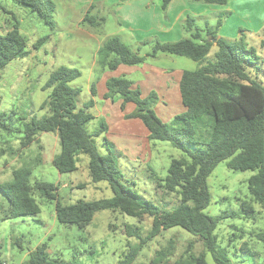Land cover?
<instances>
[{
  "label": "trees",
  "instance_id": "1",
  "mask_svg": "<svg viewBox=\"0 0 264 264\" xmlns=\"http://www.w3.org/2000/svg\"><path fill=\"white\" fill-rule=\"evenodd\" d=\"M36 14L50 29L55 28L53 14L55 4L52 0H11ZM165 9L171 0H159ZM205 4H224V0H194ZM0 9L4 10L0 5ZM104 21L88 12L83 23L97 27ZM185 29L189 38L176 43L156 42L148 58L158 53L184 57L197 63L194 71H184L179 81V96L182 112L176 114L169 123L161 121L152 104L158 100L155 93L142 98L138 88H133L130 80L110 78L105 83L107 90L103 99L118 96L122 100L121 109L128 103L134 111L126 119L138 120L147 131L149 142H166L182 152L183 157L172 159L166 175L158 181L157 187L178 197L177 205L171 210H161L153 201L144 198L134 187V183L124 180L118 168L117 158L105 146L108 155H101L93 137L106 131L101 124L100 130L90 134L85 125L92 119L88 109L94 104L90 100L78 109L76 100L78 88L70 83L80 77L76 68L59 67L52 71L43 87L49 90L47 100L40 109L47 108L48 116L22 121L20 129L11 125L10 117L0 114V130L5 133L22 134L20 147L32 145L42 133L56 134L60 151L51 164L59 174L77 170V158H88L87 170L92 184L105 183L111 197L96 201L78 200L74 204L63 205L58 197V188L53 184L33 180L31 164L23 165L11 172V180L0 184V192L6 205L0 206V223L17 218L37 216L40 206L35 195L46 202H54L55 217L60 225L84 229L98 212H119L124 216L141 221L144 217L152 220L151 230L142 238L137 227L125 225L124 232L129 238L139 240L138 246H128V250L116 264H134L138 252L144 244L162 231L179 228L196 237L210 254L214 264H233L227 252L217 244L215 231L219 221L228 217L242 216L253 220L256 212L252 203L264 207V84L257 79L260 72V57L253 47L239 41L231 42L217 37L221 21L217 20L215 29H207L202 37L194 20L186 18ZM49 36L39 38L33 45L34 50L48 40ZM214 48L212 57H208ZM27 41L15 20L12 28L0 33V71L8 64L27 55ZM97 65L101 70L115 71L120 65L138 66L145 60L125 45L119 38L106 40L97 51ZM249 70V72H248ZM255 72V76L252 75ZM91 96H96L95 84L90 87ZM226 162L234 172H254L247 180L250 202H242L239 214L226 212L223 216L211 217L205 213L210 205L208 177L220 162ZM257 241L264 242V228L254 234ZM47 245L36 247L28 255L26 264H79L74 261L49 259ZM241 250L244 252L245 247ZM1 251V246H0ZM190 259V257H189ZM188 264H206L203 255L192 257ZM244 261V260H243ZM1 264V262H0ZM238 264H244L243 262Z\"/></svg>",
  "mask_w": 264,
  "mask_h": 264
},
{
  "label": "rangeland",
  "instance_id": "2",
  "mask_svg": "<svg viewBox=\"0 0 264 264\" xmlns=\"http://www.w3.org/2000/svg\"><path fill=\"white\" fill-rule=\"evenodd\" d=\"M52 1L56 7L53 19L57 25L55 29L50 30L36 14L23 6L11 0H0L4 9H0V33L10 30L16 20L21 34L27 41L28 51L25 57L11 62L0 71V114H5L6 118L10 117V124L18 129L22 127L24 118L29 121L32 117L40 119L48 116L47 108L40 109V106L49 94V90H43L49 74L61 66L78 69L80 77L70 83L71 87L80 90L76 100L77 108H84L90 100L94 102V106L88 109L92 119L86 123V130L92 134L100 130L101 124L107 126L106 131L93 137L98 152L108 155L104 143L106 141L112 144L110 149L114 151L124 180L134 183L139 194L153 201L161 210H171L178 203L177 195L164 192L157 184L165 177L170 161L183 157L182 152L166 142H149L146 135L139 133L134 125L137 122L146 131L142 124L137 120L125 118L130 113L129 107L127 106L126 110L125 106L122 110V100L118 96L114 97L112 103L110 99L108 103L105 102L108 99L103 97L107 90L105 87L102 89L99 84L102 73H91L96 50L95 43L91 41L92 37L84 28L71 29L69 24L75 15L70 12L66 15L62 0ZM74 1L67 2L73 5L76 11L81 6H76ZM224 1V4H216L214 8L208 5L200 6L203 4L196 8L188 2L186 9L192 16L199 14L201 18L194 16L201 28L204 22L216 27V21H221L219 30H222L221 36L227 41L235 42L243 37V43L247 47H253L260 57L257 79L264 84V0ZM105 6L107 8L106 3ZM115 10L116 3H111L104 13L94 15L104 16L106 22L99 29L109 36L117 29L116 20L113 19ZM44 36H49L48 40L39 50H34L32 45ZM144 50L150 53L148 47H144L142 52ZM213 53L214 48L208 57H212ZM95 56L97 59V55ZM168 57L170 58L151 62L153 68L167 67L176 74L197 69V63L187 58ZM255 74L252 71V75ZM142 76L131 78L138 80ZM149 79L148 77L146 81ZM91 84H95V97L91 96ZM170 89L172 91L167 93V103L157 100L151 105L164 123H169L183 109L181 103L179 104V90L175 83ZM103 91L105 92L102 96ZM149 92L142 89V98L147 97ZM159 96L158 94L157 97ZM129 129L138 135L135 142L125 140L124 132ZM21 137V133H5L0 130V184L11 180L13 170L31 164L32 181L53 183L58 188L57 194L63 205L74 204L78 200L96 201L111 197L105 183H91L87 170L88 158L85 155L78 156L76 171L67 174H59L56 171L51 164L60 151L56 134L42 133L25 149L20 147ZM253 174L254 172L250 171H231L225 161L220 162L207 180L211 200L205 213L213 218L223 216L224 212L239 214V205L244 201H251L247 180ZM34 198L40 206L37 216L0 223L1 264H26L29 253L42 244L47 245L46 253L49 259L74 261L79 264H116L128 250V246L134 247L140 243L135 237L129 238L125 235V225L137 227L142 238L151 230L150 218L144 217L138 221L119 212L109 211L95 214L91 223L84 229L60 225L55 217L54 202H46L37 195ZM5 205L6 199L0 192V206ZM252 206L257 214L253 220L244 219L241 215L228 217L219 221L215 231L217 244L227 252L233 264H264V242L257 241L254 237V234L264 228V207L255 203H252ZM243 246L244 252L241 250ZM201 255L204 256L206 264H214L210 254L196 237L176 227L162 231L148 240L138 252L134 264H188L193 262L190 260L192 257Z\"/></svg>",
  "mask_w": 264,
  "mask_h": 264
},
{
  "label": "crops",
  "instance_id": "3",
  "mask_svg": "<svg viewBox=\"0 0 264 264\" xmlns=\"http://www.w3.org/2000/svg\"><path fill=\"white\" fill-rule=\"evenodd\" d=\"M62 1L65 5L66 15H69V12L71 13V15H75V17L72 18L73 21L70 22L69 27L71 29L84 28V30L88 32V34L92 37L91 41L93 40L96 45V50L94 54L95 58L93 57L91 73L97 71L99 73H102L101 80L99 83L102 86V89H104L106 81L110 78L124 77L132 82L133 88H138L139 90H141L140 92H142V89H144L147 92L151 91L149 92V94L154 92L157 95L159 94L160 96L157 98L161 103L164 104L168 101V98L166 97L167 93H171L172 91V89H170L172 84L175 83L178 88L181 75L184 71L181 73L178 72L176 74L173 70L167 67H161L159 69L153 68L151 62L161 59H168L170 58L168 56L174 55L158 53L154 58H148L146 57L148 51L144 50V52H142L143 48L148 47L151 52L152 47L156 42H159L161 44H171L176 43L182 39L188 38V36H190V33H188L185 29V21L187 17H190L194 20V26L199 29L202 37H205L207 29H215V27L210 26L206 22H204L203 28H201V26H199L200 24L197 25L195 17L196 15L199 16V14H194L195 16H192L188 13V10L186 8L188 7V2H191L194 6H196V8H198L197 6H199L200 4H203L200 6L208 5L214 8V5L216 4H205L203 2H197L194 0H171L168 6L163 9L162 4L159 0H75L74 4L76 6H81L75 11L76 8L74 9V6L72 5V7L71 4L67 2L70 0ZM105 3L107 5V8L111 3H116V10L113 14V19L115 18L116 20L115 27H117V29L114 34H111L110 36L108 34H104L101 29H99L106 22L105 20L97 27H88L83 23V18L88 12L92 16L100 14L99 12L104 13V10L106 11L107 9ZM61 15H63V13ZM103 17L104 16H102L101 18ZM199 18L201 17L199 16ZM221 33V29L217 31L218 38H224L223 36H221ZM112 35L118 37L125 45H127L132 50V52L138 54L140 57H144V62L138 66L120 65L115 71L101 70L97 65V59L95 55L97 54L98 49L103 45V43L109 38H111ZM104 38L105 40H102ZM138 74L143 76L140 77V79L138 80H133L131 78V76L139 77ZM148 77L150 79L149 81H146ZM104 92L105 91L101 92L102 96L104 95ZM108 101L109 100H105L106 103H108ZM125 106L126 110L127 106L129 107V114L134 111V105L132 103H128ZM134 125H136V129L139 131V133H144L147 138V131H144L137 122H135ZM131 131L132 130L129 129L126 131V133L124 132V135H126L125 140L127 142H135L137 140L136 137L138 135L132 133Z\"/></svg>",
  "mask_w": 264,
  "mask_h": 264
}]
</instances>
